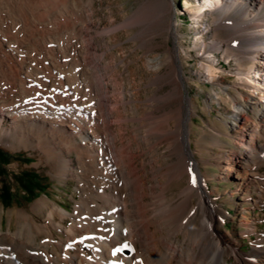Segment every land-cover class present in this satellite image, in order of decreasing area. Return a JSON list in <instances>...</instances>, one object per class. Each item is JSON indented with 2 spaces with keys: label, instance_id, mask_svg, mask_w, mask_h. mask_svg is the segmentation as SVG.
Returning a JSON list of instances; mask_svg holds the SVG:
<instances>
[{
  "label": "bare ground",
  "instance_id": "1",
  "mask_svg": "<svg viewBox=\"0 0 264 264\" xmlns=\"http://www.w3.org/2000/svg\"><path fill=\"white\" fill-rule=\"evenodd\" d=\"M164 1L173 17V0ZM192 1H185V9L198 34L193 47L198 50L202 77L212 85L204 100L206 111L214 103L225 102L229 107L223 112L226 118H222L229 132L215 131L211 142L220 153L210 163L217 169V180L229 183V197L240 199L233 201L240 212L238 225L242 220L247 223L238 233L225 229L221 219L224 213L216 205L217 189L206 186L208 175L191 147L192 116L197 104L186 88L189 81L183 71L177 22H165L163 16L154 25L155 32L143 30L134 35L147 52L163 45L154 42L158 34L164 32L165 40L172 42L164 49L163 57L155 55L144 61L149 74L143 88L152 86L151 94L141 97L139 85L115 77L114 68L125 64L126 57L111 64L107 47L93 56L99 62L95 71L100 72V81L93 72L94 78L80 72L84 90L95 89L98 98L84 97L72 81L71 71L65 70L64 85L53 84L44 73L31 74L26 77L30 87L42 83L41 88L28 89L17 103L6 104L0 99V145L11 150L29 146L40 155L39 161L52 163L60 159L62 176L74 178L79 192L78 198L72 196L71 211L48 197L34 201L25 210L11 209L8 214L16 217L17 227L0 232V264H123L117 261L120 255L124 264H141V254L159 264H264L263 245L253 243L244 251L237 241L238 237L258 235L257 219L248 218L244 205L264 206V171L260 170L264 167V0ZM84 22L72 24L71 29L46 24L52 33L46 38L51 45L47 49L66 57L61 42L79 27L88 30L89 23ZM40 26L34 24L33 29L38 31ZM25 27L23 22L13 26L20 45L7 41L6 48L12 54L28 51L29 39L20 32ZM217 31L225 36L217 38ZM73 43V56L64 63H73L89 74L92 67L83 68L86 47L79 37ZM219 53L226 61L234 62L232 83L217 79ZM46 60L49 67L57 68L50 53ZM59 86H64L61 90L72 99L62 106H48L49 94ZM98 105L102 117H109L112 124L118 121L117 105L132 110L131 118L122 121L130 126L127 149L138 180L127 171L123 156L126 149H107ZM39 118L49 120L53 126L45 130L32 122ZM221 134L228 136L233 147L224 148ZM93 194L100 204L90 200ZM86 201L99 209L104 230L96 227L93 215L84 206ZM39 209L45 213L42 220L31 214ZM66 218L70 220L67 225ZM52 228L62 235L55 236ZM120 239L128 245L125 248L131 257L121 252ZM118 248L121 250L113 255Z\"/></svg>",
  "mask_w": 264,
  "mask_h": 264
},
{
  "label": "rangeland",
  "instance_id": "2",
  "mask_svg": "<svg viewBox=\"0 0 264 264\" xmlns=\"http://www.w3.org/2000/svg\"><path fill=\"white\" fill-rule=\"evenodd\" d=\"M185 1L187 0H173L172 17L169 15V5L164 0H0V99L4 100L6 104L17 103L21 98L20 96L26 93L28 89L34 87L41 88L43 86L42 83H36L30 87L26 77L31 74L40 75L44 73L53 84L64 85L66 79L64 75L65 70L71 71L72 81L78 84L79 91L84 94V97H89L90 95L97 97L95 89L86 88L84 90L81 85L82 75L80 72L85 73V76L94 78L93 72L100 81L99 75L101 74L95 71L99 66V62L93 56L99 55L107 47L110 48L107 51V56L111 64L113 61H118L121 57L123 58V56L126 57L125 64H120L114 68L115 77L123 83H132L135 86L139 85L141 87L139 94L141 97H145L146 94L152 93L151 89L153 87L143 88L149 74L144 61L146 57H153L155 55L163 57L164 49L171 45L172 42L170 39L165 40L166 36L163 32L156 35L154 39L155 43L163 45L156 47L152 52H147L145 46L140 44V41L135 39L134 35L137 36L143 30L146 33L155 32L154 25L163 16L165 22H177L179 48L185 64L183 71L189 81L186 83V88L188 89V93L194 97L197 104L196 114L192 116L193 131L191 132V147L195 153V158L200 161L201 169L206 170L208 175L209 179L206 186L210 189H217V194L215 195L216 205L224 213L221 216L223 227L230 230V232L235 229L238 233L242 229V225L247 223L245 220H242L240 225H238V214L240 212L236 210V207H233V201L235 199L237 202H240V199L238 197H234V199L229 197V183L226 180H217V169L210 163L220 153L219 148L211 142L215 131L225 130L229 132L228 127L224 126L222 120V118H226L223 112L229 107L225 102L221 104L214 103L210 111H206L204 100L207 98V92L211 91L212 85L202 77L203 69L200 65L198 50L193 47L194 39L198 34L193 24H191V18L186 13ZM191 3H194V1L191 0ZM156 15L157 17H155ZM211 17L209 20L212 19ZM80 21H85V24L89 23L90 29L85 30V28L82 30L79 27L72 37L67 36L66 38L68 39H64L61 42V47H66V57H59L56 51L47 49L49 46L51 48V45L46 42V38L51 36L52 33L45 28L46 24L51 23L55 26L71 29L72 24L79 23ZM20 22L26 25L20 32L24 37L29 39V45L26 53L23 52L16 55L7 50L6 44L7 41H10L20 45L17 32L13 29V26L16 27ZM37 23H40L41 26L38 31H35L33 25ZM125 24L133 26L125 27ZM118 25H121V28ZM116 26H118V29ZM112 27L114 28L113 32ZM196 29L199 30L200 28ZM107 32L109 34H105ZM93 36H95L94 41H91L90 38ZM214 36L222 39L225 33L217 31ZM78 37L82 45L86 47L84 50L83 68L90 66L93 69V71H89V74L84 69L80 70V67L73 65V63H64L66 59L71 57L73 42L76 39L78 40ZM47 53L51 54V60L58 65L56 69L48 66L46 60ZM217 58L220 61L218 65L221 69L217 71V79L225 83H232L234 80V62L232 60L226 61L222 53H219ZM164 68L163 66L162 69ZM61 89L64 90V86L56 87L55 91L49 94L48 106H62L70 102L72 99L71 95ZM116 107L118 121L112 124L109 117L106 119L102 117L98 110L100 107L99 105L97 106L99 125L103 136L107 139L108 150L112 151L113 147L116 150L126 149L123 156L126 158L127 171L132 179L138 180V172L134 169L135 163L129 159V150L127 149L126 136L130 134V126L122 121V119L131 118L132 110L129 106L123 107V105H117ZM249 113L254 117L252 111H249ZM32 122L37 125H43L45 130L53 126L49 120L41 118ZM220 137L225 149L233 147L231 143L229 144L226 134H221ZM109 138L112 143L108 141ZM161 148H163V145L160 146ZM73 156L74 153H71V157ZM39 157L40 155H38L37 151L29 146L11 150L0 145V232L6 231L9 227L11 229L17 227L16 220H14L16 217H10L8 214L11 209L25 210L34 201L48 197L51 201L71 211L74 204L72 196L78 198L79 192L75 189L76 180L68 176H62L63 169L60 167L63 165V162L60 159L52 163L44 159L39 161ZM166 159L171 158L166 157ZM73 164L72 160L71 165ZM76 166L77 162L75 161ZM260 170L264 171V167H261ZM148 183L151 182L149 181ZM90 200L100 204V200L94 194ZM84 206L93 215L96 227L104 230L105 225L99 209L94 207L90 202L87 203V201ZM244 207V211L249 219L254 217L257 219L256 228L258 235L249 234L237 238V241L240 243L239 247L244 251H248L253 243L264 246V240L260 242V239L264 238V206L248 207L244 205ZM38 212L40 213L38 214ZM41 212L43 213L44 211L39 209L34 212L31 211V214L35 219L42 220L45 213L42 215ZM68 219L66 218L65 225L69 224L70 220ZM52 232L55 236L56 234L62 235L61 232H57L53 228ZM119 241L120 247H122L121 252L131 257L127 254L129 252L124 247V240L120 239ZM41 250H43V247H41ZM120 257L121 260L117 259V261L124 264L122 255ZM141 264L159 263L152 262L146 254H141Z\"/></svg>",
  "mask_w": 264,
  "mask_h": 264
},
{
  "label": "snow or ice",
  "instance_id": "3",
  "mask_svg": "<svg viewBox=\"0 0 264 264\" xmlns=\"http://www.w3.org/2000/svg\"><path fill=\"white\" fill-rule=\"evenodd\" d=\"M193 183H195V178L193 177ZM124 247H128V245H124ZM121 249H115L114 252H113V255H115L117 252H119Z\"/></svg>",
  "mask_w": 264,
  "mask_h": 264
}]
</instances>
